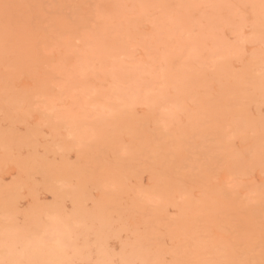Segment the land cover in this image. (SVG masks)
I'll return each mask as SVG.
<instances>
[{"label":"rangeland","instance_id":"obj_1","mask_svg":"<svg viewBox=\"0 0 264 264\" xmlns=\"http://www.w3.org/2000/svg\"><path fill=\"white\" fill-rule=\"evenodd\" d=\"M0 264H264V0H0Z\"/></svg>","mask_w":264,"mask_h":264}]
</instances>
